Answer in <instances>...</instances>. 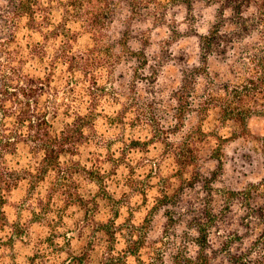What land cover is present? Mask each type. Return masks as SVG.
Listing matches in <instances>:
<instances>
[{
	"label": "trees",
	"instance_id": "1",
	"mask_svg": "<svg viewBox=\"0 0 264 264\" xmlns=\"http://www.w3.org/2000/svg\"><path fill=\"white\" fill-rule=\"evenodd\" d=\"M201 5V64L174 115L107 86L115 30ZM254 117L264 0H0V249L29 247L24 264H264V178L236 188L224 169L223 143Z\"/></svg>",
	"mask_w": 264,
	"mask_h": 264
},
{
	"label": "rangeland",
	"instance_id": "2",
	"mask_svg": "<svg viewBox=\"0 0 264 264\" xmlns=\"http://www.w3.org/2000/svg\"><path fill=\"white\" fill-rule=\"evenodd\" d=\"M211 15L212 12L202 5L196 15L181 7L172 10L161 23L154 20L139 23L124 37L115 30L113 43L121 55L116 59V68L111 69L113 74L106 81L107 86L122 98L136 96L141 103L153 105L154 110L166 118L174 115L178 106L174 101L175 94L185 77L201 64L199 36L208 30ZM124 44H127L126 49ZM210 66L213 70L224 71L215 59L211 60ZM115 108L119 105L110 109ZM195 122L193 116L182 131H187ZM250 128L248 137L231 138L223 143L225 179L236 188H244L264 178V118L254 117ZM24 198L22 190L11 198L8 206L11 221L17 219V207ZM30 254V248L23 245H18L16 250L0 249V264H24Z\"/></svg>",
	"mask_w": 264,
	"mask_h": 264
}]
</instances>
